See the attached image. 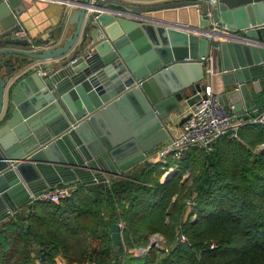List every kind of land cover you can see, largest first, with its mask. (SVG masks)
I'll use <instances>...</instances> for the list:
<instances>
[{
    "label": "water",
    "instance_id": "1",
    "mask_svg": "<svg viewBox=\"0 0 264 264\" xmlns=\"http://www.w3.org/2000/svg\"><path fill=\"white\" fill-rule=\"evenodd\" d=\"M75 1L68 21L73 33L56 47L67 25L62 21L56 35L38 40L45 47L38 52L35 36H15L26 32V1L0 0V58L9 57L0 60L8 66L0 75V222L57 185L106 182L105 175L144 162L168 136V118L205 99L198 61L207 54L212 79L219 62L222 78H230L224 85L237 86L218 96L220 105L240 113L253 100L248 83L264 89V0ZM186 6L201 10L198 27L153 16ZM212 22L221 29L209 28ZM25 60L54 64L40 76L36 66L19 72ZM121 232L119 223L111 225L115 246Z\"/></svg>",
    "mask_w": 264,
    "mask_h": 264
},
{
    "label": "trees",
    "instance_id": "2",
    "mask_svg": "<svg viewBox=\"0 0 264 264\" xmlns=\"http://www.w3.org/2000/svg\"><path fill=\"white\" fill-rule=\"evenodd\" d=\"M197 153L196 197L183 221L192 192L181 185L182 173L192 168ZM168 167L177 171L161 182ZM119 222L124 225L122 244L115 246L110 227ZM154 234L162 237L164 247L148 248ZM183 234L187 241L179 243ZM213 242L216 247L210 249ZM124 247L146 251L138 256L126 252L124 258ZM57 261L264 264V126H240L237 138L220 137L210 154L190 148L179 159L145 162L108 183L76 184L68 198L34 200L0 222V264Z\"/></svg>",
    "mask_w": 264,
    "mask_h": 264
},
{
    "label": "built area",
    "instance_id": "3",
    "mask_svg": "<svg viewBox=\"0 0 264 264\" xmlns=\"http://www.w3.org/2000/svg\"><path fill=\"white\" fill-rule=\"evenodd\" d=\"M205 1L211 4L218 0ZM75 2V0H62L61 4L65 6V10L71 11L78 8ZM213 30L216 29L214 28ZM15 36L26 37L27 33L23 30L16 33ZM35 50H38V47ZM183 61L189 60L184 59ZM198 62L203 66L206 97L198 102L194 110H189L181 116V119L186 117V120L179 127L178 134L172 136L148 155L160 163H165L168 159H179L190 148H199L205 154H210L213 152L214 146L220 137L237 138L238 129L244 124L251 123L264 126V106L253 116L243 120L233 110L232 105H220L218 94L215 93L211 86V80L214 75L212 54H207L205 57L200 58ZM37 68L40 76L46 75L40 64H37ZM74 189L75 185H57L52 189L43 191L37 200L58 203L60 200L68 198ZM119 225L122 229L123 225L121 223ZM179 241L181 243L186 242L185 236L179 235ZM214 247V245H210V249Z\"/></svg>",
    "mask_w": 264,
    "mask_h": 264
},
{
    "label": "crops",
    "instance_id": "4",
    "mask_svg": "<svg viewBox=\"0 0 264 264\" xmlns=\"http://www.w3.org/2000/svg\"><path fill=\"white\" fill-rule=\"evenodd\" d=\"M25 1H26V10H25L26 12L24 13L25 16L23 15L22 25L28 35L36 37V41H38L39 39H47L49 37V33L54 32V35H56L57 32H55L54 30L59 25H61L62 21L64 22L67 21V25L64 28L63 34L61 35L60 40L57 42L56 47L62 45V37L65 38L73 33L75 27L69 26L68 21L70 19L72 12L75 9L66 12L65 6L61 4L62 0H25ZM176 1H180V0H162L156 3H145V2H139V1H126V2H130V4H136V5L141 4L143 6H150L151 4L170 3V2H176ZM153 16L158 19L169 21V22H180V24L188 28L198 27L199 22H200V17H201V10H198L195 6H186V7H180V8H175V9H169V10H161L155 13ZM221 26L222 25H220L219 23L212 22L209 28L221 29ZM182 31L187 32L186 28H183ZM229 37L236 38V37L231 36L230 34H229ZM209 39L210 40H220V38L218 37H211ZM50 44H55V43L51 42ZM34 47H38V50H37L38 52L42 49H45V47L40 45L39 43L38 45H35ZM2 48L3 47H0V49ZM19 49L25 50L24 48H19ZM7 58L9 57L4 56V57H1L0 60L4 61ZM20 64H22V66L19 72H29L28 70H30L31 68H34V66L37 67V64H40L41 67L45 70H50V68H52V65L54 64V61L37 62V61L25 60L23 61V63H20ZM7 68L8 66H5L4 64H0V75L2 77L6 76ZM218 70H219V73L215 75L214 78L211 80V86L213 90L215 91V93L218 94V96L226 95L228 91L234 90L235 87L237 86L226 87L224 85V83L230 80V78H226V76L225 78L224 77L222 78L223 76L222 74L224 73V71L222 72L219 66V62H218ZM248 88H249V92L253 100H251L248 103L243 102V106H242L243 110L242 112L238 113L239 118H242V116L245 114H248V117L251 114L254 115L258 111H260L262 107L264 106V89L260 87L259 88L260 91L256 92V88H254L251 83H248ZM5 103H6V98L4 96V106H5ZM227 106H231L230 103H228ZM251 108H256V109L254 112L248 113L249 109ZM189 110H191L189 106L181 107L178 111H176L174 114H172L168 118L167 124H166L167 129L169 131L168 136L162 142H160V144L156 148L162 145L165 141L169 140L172 136H176L178 134L179 127H180L178 124H179V121L181 120V116L184 113L188 112ZM247 118H242V119L246 120ZM155 149L150 151L149 154L155 151ZM145 162H148L150 164H164V163L158 162L155 158H151L148 156L144 162L138 165H141ZM173 168L174 167L166 168V170L161 176V180H160L161 182L166 181L173 174ZM125 172L121 173L119 176L105 175L106 183H108L113 178L120 177Z\"/></svg>",
    "mask_w": 264,
    "mask_h": 264
},
{
    "label": "rangeland",
    "instance_id": "5",
    "mask_svg": "<svg viewBox=\"0 0 264 264\" xmlns=\"http://www.w3.org/2000/svg\"><path fill=\"white\" fill-rule=\"evenodd\" d=\"M259 149H262V148H258L257 150ZM198 154V157L194 158L195 160H193L194 164L191 167H188L183 173H182V178H181V185L185 188V192L186 193H191V197L190 198H186L185 200V204H186V215L184 217V220H187L189 217H188V213L191 211V208L192 206L194 205V202L193 200L195 199L196 197V193L194 192L193 190V187H194V181L196 179V176L199 175L200 173V157H199V153ZM177 171L176 168H173V173H175ZM161 180V178H160ZM196 219V217L193 215L191 218H190V221H194ZM122 224V222H119V224ZM124 228V225L122 227V229ZM184 235V234H183ZM186 238V237H185ZM157 240V242L155 243L154 246H158V247H164V244H163V240H162V237L160 235H157V234H154L152 236H150L149 238V244L150 242H153ZM187 241V240H186ZM178 242L181 243L179 241V237H178ZM121 243H122V233H121ZM185 243V242H184ZM210 245H214L216 247V243H211ZM149 246V245H148ZM146 250L142 249V248H130L128 250H126V247H124L123 249V256L124 258L126 257V252L127 254H130L132 256H138L142 253H144ZM36 263H39L38 259L36 260ZM54 264H66L65 262H62V261H57L56 263ZM75 264V263H74ZM82 264H87L86 262L82 263Z\"/></svg>",
    "mask_w": 264,
    "mask_h": 264
}]
</instances>
